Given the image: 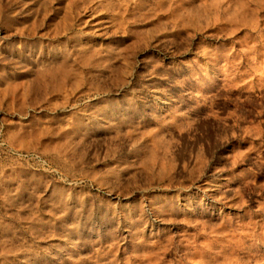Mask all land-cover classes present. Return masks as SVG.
I'll use <instances>...</instances> for the list:
<instances>
[{
  "label": "rangeland",
  "instance_id": "374dc122",
  "mask_svg": "<svg viewBox=\"0 0 264 264\" xmlns=\"http://www.w3.org/2000/svg\"><path fill=\"white\" fill-rule=\"evenodd\" d=\"M0 264H264V0H0Z\"/></svg>",
  "mask_w": 264,
  "mask_h": 264
}]
</instances>
